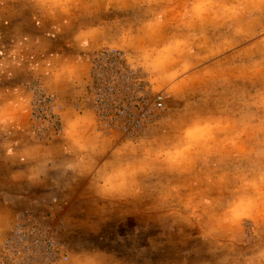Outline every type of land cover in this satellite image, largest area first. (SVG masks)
Returning <instances> with one entry per match:
<instances>
[{
    "label": "rangeland",
    "instance_id": "obj_1",
    "mask_svg": "<svg viewBox=\"0 0 264 264\" xmlns=\"http://www.w3.org/2000/svg\"><path fill=\"white\" fill-rule=\"evenodd\" d=\"M107 47L167 94L135 134L94 113ZM57 69L67 94L83 79L74 104ZM37 90L59 132L33 117ZM28 96V129L0 125V238L38 222L63 264H264V0H0V107ZM30 139L52 146L35 160L75 173H30L31 153L12 152Z\"/></svg>",
    "mask_w": 264,
    "mask_h": 264
},
{
    "label": "built area",
    "instance_id": "obj_2",
    "mask_svg": "<svg viewBox=\"0 0 264 264\" xmlns=\"http://www.w3.org/2000/svg\"><path fill=\"white\" fill-rule=\"evenodd\" d=\"M129 65L125 54L116 48H104L95 56L91 70L93 109L101 123L135 134L155 117V111L163 110L167 94L155 92L143 70ZM106 70L109 78L104 76ZM55 109L51 95L43 90L35 92L33 117L47 120L53 131L59 132L61 118ZM68 259L65 245L38 222H18L9 235L0 238V264H63Z\"/></svg>",
    "mask_w": 264,
    "mask_h": 264
},
{
    "label": "crops",
    "instance_id": "obj_3",
    "mask_svg": "<svg viewBox=\"0 0 264 264\" xmlns=\"http://www.w3.org/2000/svg\"><path fill=\"white\" fill-rule=\"evenodd\" d=\"M87 70H88V68H87ZM57 71L58 72H57V74H55L56 75L55 79H57V77L61 78L60 69L59 70L57 69ZM62 80H63L62 78L59 80L61 82L60 83L61 86L54 88L57 91L55 93L60 95V97L65 101L66 104H74L76 101V100L74 101L75 96L70 98L69 95L70 94L73 95V93L77 91V88L81 85L83 79H81L79 81L77 80V82H75L74 80H72L71 83L69 82L70 85H68V84L67 85H68L69 89H71V92L68 94L66 93V86H64V82ZM15 88H17V87H15ZM5 98H8V97H5ZM20 104H21L20 109L15 108L16 109L15 115H13L11 113H7L9 111V108H8V110H5L4 108L0 107V125L13 129L14 130L13 133H16V134H17V131H23V130L28 129L27 117H28V112H29V108H30V96H28L27 98H24L22 101H20V100L14 101L13 106H17ZM71 106L72 105H70L68 107V111L64 116V126L66 127V130L69 128L70 122H74V121H72V119H74V117L72 118L73 114L70 111V108H73ZM64 135H66V132ZM74 136H75V134L72 136H69V137L71 138ZM22 145H23L22 147H17V146L13 147L12 152L17 153V152H20L23 150L26 153H31V155L33 153L39 154V157H40L41 153H43L45 151L49 152V150L52 148V146H46V147H44L43 145L41 146L40 144L32 141L31 139H30V141H25L24 144H22ZM27 146H31V149L29 152H27V150H26ZM66 150H69V148H67ZM61 151H65V148H61L60 152ZM35 159H37V157L35 158L33 155L29 159V164H32V166H33L29 172L36 174V171L41 169L45 172V175H47L48 177H50L54 173L53 171H62V172H65L64 174H68L69 172L75 173V171L78 167V165L75 166V164H43L42 165L40 160L37 161ZM40 175H43V173H41ZM35 178H37V176Z\"/></svg>",
    "mask_w": 264,
    "mask_h": 264
}]
</instances>
